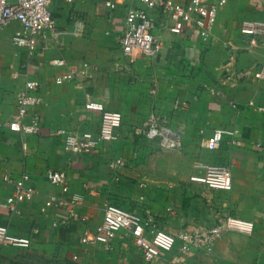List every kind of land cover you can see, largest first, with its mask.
<instances>
[{
	"label": "crops",
	"instance_id": "1",
	"mask_svg": "<svg viewBox=\"0 0 264 264\" xmlns=\"http://www.w3.org/2000/svg\"><path fill=\"white\" fill-rule=\"evenodd\" d=\"M116 1L110 11L105 0H52L54 27L45 38H34L32 53L11 42L21 28L18 23L0 28V204L12 192L3 176L18 180L26 175V185L36 190L18 213L0 208V224L29 238L30 245L62 243L77 254L82 248L78 239L94 235L107 204L151 219L155 228L173 237L235 217L252 221L253 232L227 231L211 250L186 253L179 251L177 238L171 252L155 248L153 262L143 264H264V112L246 106L252 101L264 108V79L254 77L264 65V35H255L251 45L252 37L241 33L244 22L264 23V0H226L206 42L171 34L168 15L146 9L160 51L156 58L139 57L134 63L119 44L126 7L134 0ZM55 59L64 60L65 66L52 65ZM84 63V79L55 83L56 77ZM29 80L39 82L41 102L29 108L22 122L28 125L37 115L39 130L20 135L9 123L16 116V95ZM119 93H125L123 98ZM175 98L182 99L179 105ZM90 101L121 112L126 126L93 155L70 153L59 131L98 134L101 113L85 108ZM151 114L178 134L180 151L162 149L138 133ZM215 129L227 133L217 149L209 150L205 141ZM154 143L162 150L157 155L165 152L177 161L165 164L157 158ZM181 156L187 157L184 165ZM197 157L200 163L229 167L231 187L208 189L202 171L196 170ZM116 159L124 165L110 169ZM50 171L66 174V192L50 183ZM50 196L65 202L77 197L72 207L76 216H69L67 206L42 211ZM81 217L87 221L81 223ZM93 245L89 257L110 253L109 262L118 257L128 264L141 255L125 232L107 244Z\"/></svg>",
	"mask_w": 264,
	"mask_h": 264
},
{
	"label": "built area",
	"instance_id": "2",
	"mask_svg": "<svg viewBox=\"0 0 264 264\" xmlns=\"http://www.w3.org/2000/svg\"><path fill=\"white\" fill-rule=\"evenodd\" d=\"M52 0H16L9 3L7 0H0V28L15 22L20 29L12 35L11 42L15 47L26 48L29 53L35 50L37 36L45 38V34L52 30L54 21L50 11ZM70 2L71 0H66ZM226 0H189L187 5H182L175 0H134L126 7L124 16V28L119 37V44L123 55L130 63H134L139 57L145 59L156 58L160 51V43L153 34L152 20L146 9L160 10L168 15L171 26L169 32L173 35H180L185 38H198L206 42L214 28L218 10L223 7ZM104 6L110 11L117 7L116 0H105ZM241 33L250 38V44H255V35H264V23L244 22ZM232 57L229 59L231 62ZM56 67H64L62 59L51 61ZM227 64V65H228ZM88 65L84 63L80 68H73L62 73L55 79L56 84H63L67 81H75L86 77ZM257 79H264V65L254 74ZM39 82L29 80L25 82L24 89L16 95V116L9 123V129L18 134L37 133L39 130L38 117L33 115L28 125L22 122L30 107L41 102L37 91ZM249 101L246 106L264 112V108L253 106ZM236 106V105H233ZM86 109L101 113L100 126L97 135L89 132L65 133L64 148L66 151L75 154L93 155L103 142H113L118 138L117 130L122 125V115L117 111L106 110L101 103L90 101L85 104ZM138 133L149 141H157L162 149L178 150L181 146L177 133L159 124L154 114H151ZM227 132L222 129H215L206 139L205 147L215 150L219 147ZM121 159L109 163V168L114 169L123 166ZM51 184L60 186L63 192L68 190L67 176L64 172L50 171L47 174ZM27 176L22 175L20 179L13 180L3 176L2 181L12 186L11 194L0 204L9 214L18 213V206L21 203L31 201L36 195V190L26 185ZM232 176L230 168L222 165H208L204 170L203 183L210 190H227L231 187ZM78 201L73 197L70 202L57 199L54 196L48 197L44 202L42 211L51 207L67 206L69 216L75 217L72 207ZM86 218L81 217L80 222L85 223ZM227 231H236L244 234L253 232V223L249 220L228 217L223 223L212 228L194 232H181L177 237L168 235L164 231L155 228L151 219H143L138 214L124 210L116 205L107 204L104 208L103 218L100 224L94 229V235H83L79 242L82 245H90L96 242L109 243L119 232L129 235L135 246L139 249L144 259L150 263L155 259L154 249L163 252H171L180 240L179 251L186 253L190 249L211 250L214 243ZM30 246V239L16 236L9 232L8 228L0 224V248L16 247L27 248ZM77 255H74V259Z\"/></svg>",
	"mask_w": 264,
	"mask_h": 264
},
{
	"label": "rangeland",
	"instance_id": "3",
	"mask_svg": "<svg viewBox=\"0 0 264 264\" xmlns=\"http://www.w3.org/2000/svg\"><path fill=\"white\" fill-rule=\"evenodd\" d=\"M199 73H200V70H199ZM122 95H125V93H119L118 98H123ZM180 99L181 98H175L174 104L179 105ZM122 119H123V116H122ZM125 124L126 122L123 120L121 127L118 129L119 132L120 130H124L126 126ZM154 147H155L154 152H156L155 156L163 160L165 164H173L175 162L176 159L172 157L173 155H167L165 152L163 153L165 155H162V157L160 155H157L160 151L162 152V150L158 148L159 147L158 145H155ZM178 151H180V148L176 152ZM157 158L154 157V159H157ZM197 160L198 162H196L197 163L196 170L202 171V175H204L205 168L210 164L200 163L199 162L200 159L198 157H197ZM181 162L183 163V165L186 164L187 157L181 158ZM80 246L82 248H80L81 250L79 253L77 251V254L73 253L75 252L73 249H72L73 251L68 249V247L64 246L62 243L60 244L51 243V241H45V240L34 241L27 248L3 247V248H0V264H111V263L112 264H127V262L120 260L118 257H117V262H109L108 256H110V253H104L103 255L99 254V256L95 255L94 258H91L89 257V254L92 253V249L88 250V248H94L93 247L94 245L93 244L82 245L80 243ZM74 255H77L76 259H74ZM141 256L142 254L140 255V257L136 256V258H134L133 261L131 260L130 262H128V264H143L144 262L148 263L144 259V257L142 256L143 257L142 258Z\"/></svg>",
	"mask_w": 264,
	"mask_h": 264
}]
</instances>
